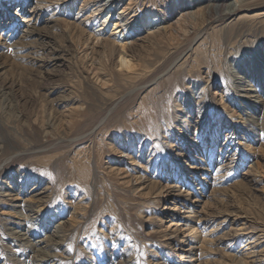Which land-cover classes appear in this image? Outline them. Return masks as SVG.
<instances>
[{
    "label": "rangeland",
    "instance_id": "rangeland-1",
    "mask_svg": "<svg viewBox=\"0 0 264 264\" xmlns=\"http://www.w3.org/2000/svg\"><path fill=\"white\" fill-rule=\"evenodd\" d=\"M86 1L0 0V264H264V0H124L128 72Z\"/></svg>",
    "mask_w": 264,
    "mask_h": 264
},
{
    "label": "bare ground",
    "instance_id": "bare-ground-1",
    "mask_svg": "<svg viewBox=\"0 0 264 264\" xmlns=\"http://www.w3.org/2000/svg\"><path fill=\"white\" fill-rule=\"evenodd\" d=\"M123 1L124 0H88V1H86L87 3H92V5H93L92 7H94V8L91 10L89 16L87 17V19H85L86 21H84V22L92 23V22L96 21V18H94V17L95 16H98V15H103V19H104V21L101 23L102 26L99 27V28H97L98 29L97 33H100V34H97L96 33V35H95L96 36L95 37V40H96L95 46H101L102 51H103V54H104V55L102 54V58H101L102 60L99 61V66H101V69H103L104 66L107 65V64H109V65L110 64H114L118 69H120L119 71H121V72H128V71L134 70L133 69V67H134L133 65L134 64H132V60H134V59L130 60V57H129V55H130L129 54L130 45H128L127 43H125L126 37H128L131 32H139L140 33V31H144L142 29L143 28H146L147 26H150V28L149 29H146L145 31L151 37L154 36L155 34L161 32L160 28L158 27L160 25L159 24L160 17L158 16V14L153 13V11L152 12H148V15L146 17H144L145 18L144 19L145 22L143 21V25L141 27V30H139V28L136 26V22H139V21H136V19H134V16H131L132 14H130V13H132V11H130L131 10L130 7H129L130 9L129 8H126V7H122L121 12L116 15V8L119 7V6H121V4L123 3ZM209 1H210V4H211L209 6L210 9H211V12L213 10V12L215 11V13L217 15V17H214L216 19H223V18H225V17H227V16H229L231 14H234V13L237 12V10L239 8H241L240 6H242V7L244 6V5H241L242 2H237V3H235V4L231 5V6H227V4H226L227 3V0H209ZM64 2L66 3V1H64ZM64 2H63V4H65ZM126 12H128V13L126 14ZM81 14L84 15V12L80 11L78 15H81ZM113 16H117L118 20L115 21V23H113V24H115V27L112 30V32L110 34L105 33V31L101 33L100 30H106V27L109 26V22L114 18ZM212 19H213V17H212ZM142 20H140V22H142ZM84 34L85 33L82 31L81 32V35L83 36ZM238 84H240L239 86L241 87L242 82L239 81ZM180 119H182V117ZM200 143L202 144L203 147L206 146V142L205 141H201ZM213 156H214V152L213 153L210 152V154L207 155V157L209 158L208 159L209 166H215V163L216 162L213 163V164L210 163L212 161V159H213L212 158ZM142 167H144V165ZM206 175H208L207 172H206ZM141 181H143V180L140 179V182ZM144 182H146V181H144ZM194 227H196V226H194ZM192 228H193V226H192ZM192 228L190 227V229H192ZM195 230L196 229L194 228L191 231V233L193 235L195 234L194 233ZM255 253H256V251L253 250V252L251 254H255ZM190 258H193L192 252L190 253ZM190 261H191V259H190ZM196 262H198V261H196Z\"/></svg>",
    "mask_w": 264,
    "mask_h": 264
}]
</instances>
